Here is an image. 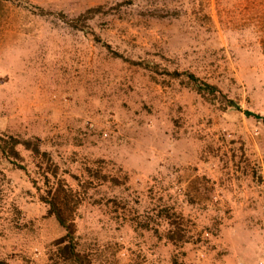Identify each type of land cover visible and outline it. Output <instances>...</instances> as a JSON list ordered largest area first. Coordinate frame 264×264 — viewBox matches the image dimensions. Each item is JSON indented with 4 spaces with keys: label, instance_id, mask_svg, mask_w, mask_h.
<instances>
[{
    "label": "rangeland",
    "instance_id": "obj_1",
    "mask_svg": "<svg viewBox=\"0 0 264 264\" xmlns=\"http://www.w3.org/2000/svg\"><path fill=\"white\" fill-rule=\"evenodd\" d=\"M225 99L264 117V0H0V264H73L55 189L78 264L264 260V122Z\"/></svg>",
    "mask_w": 264,
    "mask_h": 264
},
{
    "label": "trees",
    "instance_id": "obj_2",
    "mask_svg": "<svg viewBox=\"0 0 264 264\" xmlns=\"http://www.w3.org/2000/svg\"><path fill=\"white\" fill-rule=\"evenodd\" d=\"M186 75H187L188 83L191 85V87L195 91H197L198 93L206 92V93L213 94L212 90L214 89V86L197 79L191 73H187ZM225 102L228 106H232L233 108L242 111L244 115L252 116V117L264 122V117H259L258 115H255L252 112H249L247 110H241L239 105L236 104L231 99H225ZM22 145L26 149L31 148V150L37 151V146H35V145L29 146L30 145L29 141L22 142ZM5 149H6V147L2 146L0 151L3 155H6L7 157L9 155V154H7V152L12 153L13 155H17V153L13 149L12 145H10L9 148H7L6 150ZM57 201H59L60 204H58ZM65 203H66V199L63 198L61 200L58 197V193L56 192V189H55L54 193H52V198H50L49 201L47 202L48 212L53 214L57 223L64 230L63 236L56 241V242L65 241V243L61 246L60 249L66 251L68 253V255L71 257V261L73 262V264H78L80 261L77 258L76 253L74 252L73 223L68 221L63 215L64 206H66ZM164 237L166 240H168L169 242H172V243L183 242V241L185 242L188 239V238H185L183 236V234H180L178 232L177 228L173 227L172 224H170L168 226V228L166 229V231L164 233Z\"/></svg>",
    "mask_w": 264,
    "mask_h": 264
},
{
    "label": "built area",
    "instance_id": "obj_3",
    "mask_svg": "<svg viewBox=\"0 0 264 264\" xmlns=\"http://www.w3.org/2000/svg\"><path fill=\"white\" fill-rule=\"evenodd\" d=\"M258 264H264V260L260 259V260L258 261Z\"/></svg>",
    "mask_w": 264,
    "mask_h": 264
}]
</instances>
